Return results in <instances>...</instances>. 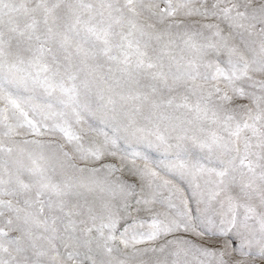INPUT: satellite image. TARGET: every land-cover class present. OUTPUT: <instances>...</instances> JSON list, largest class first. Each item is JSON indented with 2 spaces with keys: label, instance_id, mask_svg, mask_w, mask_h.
<instances>
[{
  "label": "snow or ice",
  "instance_id": "1",
  "mask_svg": "<svg viewBox=\"0 0 264 264\" xmlns=\"http://www.w3.org/2000/svg\"><path fill=\"white\" fill-rule=\"evenodd\" d=\"M0 264H264V0H0Z\"/></svg>",
  "mask_w": 264,
  "mask_h": 264
}]
</instances>
